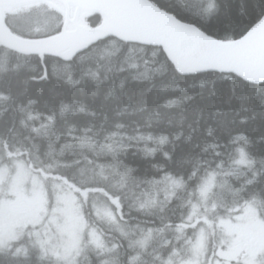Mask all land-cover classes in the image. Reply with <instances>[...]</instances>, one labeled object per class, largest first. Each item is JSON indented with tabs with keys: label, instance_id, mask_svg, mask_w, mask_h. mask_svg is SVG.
I'll list each match as a JSON object with an SVG mask.
<instances>
[{
	"label": "snow or ice",
	"instance_id": "snow-or-ice-1",
	"mask_svg": "<svg viewBox=\"0 0 264 264\" xmlns=\"http://www.w3.org/2000/svg\"><path fill=\"white\" fill-rule=\"evenodd\" d=\"M26 3L0 162L27 157L60 241L0 264H264V0Z\"/></svg>",
	"mask_w": 264,
	"mask_h": 264
},
{
	"label": "rangeland",
	"instance_id": "rangeland-1",
	"mask_svg": "<svg viewBox=\"0 0 264 264\" xmlns=\"http://www.w3.org/2000/svg\"><path fill=\"white\" fill-rule=\"evenodd\" d=\"M38 17H16L14 21L19 27H25V22L35 23L41 18ZM20 162L14 161L12 167H0V239L8 244L20 241L26 236L34 240L36 232L48 229L53 239L59 242L60 237L50 224V213L43 211L38 203L25 199L31 194L32 184L30 178H26L18 168ZM23 164L25 168L28 167Z\"/></svg>",
	"mask_w": 264,
	"mask_h": 264
},
{
	"label": "trees",
	"instance_id": "trees-1",
	"mask_svg": "<svg viewBox=\"0 0 264 264\" xmlns=\"http://www.w3.org/2000/svg\"><path fill=\"white\" fill-rule=\"evenodd\" d=\"M48 15L49 16L56 15V13H48ZM35 16H39L38 18L41 17V10L40 9L31 8L29 6H23V7L16 8L10 14H7L6 22H7V25L9 26V28L14 33H16L17 35L25 37L26 35L29 34L30 29L25 28V27H19L15 23L14 19L16 17H17V19H19V17L25 19L27 17L33 18ZM38 18H36V19H38ZM85 24H87V21H85ZM18 55H19V53H16V52H14V51H12V50H10V49H8V48H6V47H4L3 45L0 44V58L6 57V56L10 57L12 62L15 63L16 62V57ZM40 87H41L40 85H32L31 86V94L35 95L37 90ZM22 88H23V85H20L18 88H14L13 89V94L15 95L17 92L21 91ZM6 107H7V105L4 102L0 101V113H3V111H4V109ZM4 118L7 119V114L6 113L4 114ZM2 150H3L2 145H0V151H2ZM14 161H21V162L25 163L28 166L27 157H18V158L17 157H13L11 159H6L3 162H0V167H3V166L12 167ZM29 238H30L29 236L23 237L20 241L13 242L11 245L13 247L21 246V245L30 246L32 240H30ZM86 238L87 237H85V239ZM33 255L35 256V250L33 251Z\"/></svg>",
	"mask_w": 264,
	"mask_h": 264
},
{
	"label": "water",
	"instance_id": "water-1",
	"mask_svg": "<svg viewBox=\"0 0 264 264\" xmlns=\"http://www.w3.org/2000/svg\"><path fill=\"white\" fill-rule=\"evenodd\" d=\"M23 6H28L26 0H0V42H2L0 44L4 47L10 44H17L19 42L18 38L23 37L14 33L9 28L6 22L7 14H10L16 8ZM82 36L83 30L73 26L72 28H70V31L67 37L65 38V41L67 44L71 45L73 42L81 39ZM10 50L16 52L13 49Z\"/></svg>",
	"mask_w": 264,
	"mask_h": 264
}]
</instances>
